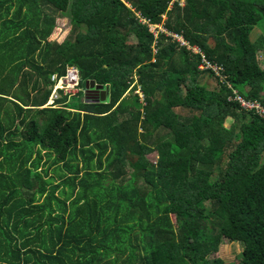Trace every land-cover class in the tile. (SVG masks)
<instances>
[{
    "label": "trees",
    "instance_id": "1",
    "mask_svg": "<svg viewBox=\"0 0 264 264\" xmlns=\"http://www.w3.org/2000/svg\"><path fill=\"white\" fill-rule=\"evenodd\" d=\"M138 16L264 104V0H0V264H264V120ZM67 67L110 102L44 109Z\"/></svg>",
    "mask_w": 264,
    "mask_h": 264
},
{
    "label": "built area",
    "instance_id": "2",
    "mask_svg": "<svg viewBox=\"0 0 264 264\" xmlns=\"http://www.w3.org/2000/svg\"><path fill=\"white\" fill-rule=\"evenodd\" d=\"M181 6H184L183 3ZM138 17L140 18V23L148 27L150 34L155 40V44H157L161 36H164L168 42L176 44L181 50H185L190 57L199 62V72L210 74L220 87L230 92L228 103L235 104L241 111L253 113L264 120V104L258 101L246 100L240 95L230 83L225 68L208 59L206 53L200 47L190 44L183 35L167 31L163 25L154 24L141 16ZM81 80V72L76 67H67L64 75H53L50 80V96L44 109H59L72 103L74 99L82 94ZM136 95H139L141 102H144V96L140 88L137 90Z\"/></svg>",
    "mask_w": 264,
    "mask_h": 264
},
{
    "label": "rangeland",
    "instance_id": "3",
    "mask_svg": "<svg viewBox=\"0 0 264 264\" xmlns=\"http://www.w3.org/2000/svg\"><path fill=\"white\" fill-rule=\"evenodd\" d=\"M184 5V3H183ZM258 28L264 29L263 26H260ZM71 32V26L69 24V21L67 19L58 17L56 20V29L52 36L49 39V42L52 43H58L62 44L69 36ZM263 36V32L259 29L254 30L252 33L251 39H253V42H256L259 40L260 37ZM56 38V39H55ZM132 43H135V40H131ZM260 63L263 65L264 63V55L260 54L258 57ZM214 87H216V84L214 82H211ZM85 87H82V94L74 99L73 105L74 106H80L82 104V100L85 97ZM232 124L231 121H228L226 126L230 127ZM151 160H155L156 155L152 154L149 156ZM51 175L56 177L58 174H54L51 172ZM60 190L57 191V195H60ZM242 252V245L238 242H230L227 240H223L221 247L219 248L218 256L219 258L223 259L225 261V264H237L240 261V254Z\"/></svg>",
    "mask_w": 264,
    "mask_h": 264
},
{
    "label": "water",
    "instance_id": "4",
    "mask_svg": "<svg viewBox=\"0 0 264 264\" xmlns=\"http://www.w3.org/2000/svg\"><path fill=\"white\" fill-rule=\"evenodd\" d=\"M82 76V74H81ZM85 91L86 94H88L90 91H96L99 93V101L98 103H109L110 102V90L103 87H97L94 83L86 84L85 85Z\"/></svg>",
    "mask_w": 264,
    "mask_h": 264
},
{
    "label": "crops",
    "instance_id": "5",
    "mask_svg": "<svg viewBox=\"0 0 264 264\" xmlns=\"http://www.w3.org/2000/svg\"><path fill=\"white\" fill-rule=\"evenodd\" d=\"M56 39V38H55ZM50 87V86H49Z\"/></svg>",
    "mask_w": 264,
    "mask_h": 264
}]
</instances>
